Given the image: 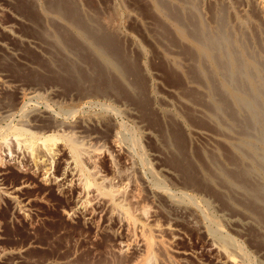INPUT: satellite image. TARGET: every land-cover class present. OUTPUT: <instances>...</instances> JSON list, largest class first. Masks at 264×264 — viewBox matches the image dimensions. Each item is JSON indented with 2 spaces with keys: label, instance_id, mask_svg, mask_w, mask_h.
I'll return each mask as SVG.
<instances>
[{
  "label": "rangeland",
  "instance_id": "rangeland-1",
  "mask_svg": "<svg viewBox=\"0 0 264 264\" xmlns=\"http://www.w3.org/2000/svg\"><path fill=\"white\" fill-rule=\"evenodd\" d=\"M32 1L36 0H0V79L7 85L5 88L0 87V264H91L92 262L103 264L109 261L115 264H128L125 255L127 253L116 252L118 243L126 242L125 229L120 226L117 217L114 215L110 219L113 223L108 222L104 214H100L101 205L98 200L89 196L87 200L91 203L86 201L87 205L86 202L84 204L88 212L83 206L82 210L76 209V198L83 197L85 192L76 187L77 181L70 175L73 164L70 163L72 159L69 156V148L64 144L65 136H72L74 141L81 144L83 152L87 149L90 153H98V156L94 155L91 160L96 172L98 171L97 176L101 175L99 178L103 179L108 178L105 179V184L115 183L114 186H117L125 181L124 183H127L129 187L127 191L139 192L141 196L139 200L142 202L138 201L137 207L142 204L149 205L147 208H149L148 222L150 224L160 226L169 224L168 227H174L175 238L171 240L172 243L169 242L166 245L167 263L162 261V264H208V240L197 228L202 221L213 226L215 218L217 222L220 221L223 233L233 236L232 238L239 241L246 250L247 256L249 255L246 259L249 261H246V264H264V240L261 238L264 235L263 229L241 209L225 207L222 199H213L209 192L184 182L182 174L169 163L172 152L163 145L164 141L159 132L162 128L158 126L157 120L162 125L170 121L176 124L179 122L177 126L181 129L186 142L185 146L188 145V151L192 152V155L194 153L196 155V152L205 147L206 140L197 134L195 136L194 128L200 127L197 123L188 122L185 119L178 121L179 116L183 118L181 113H187L186 108L191 109V107L187 103L185 106L186 98L180 88L181 83H176L170 78L171 72L162 55L163 50L168 47L155 35L154 14L150 10L148 0L145 2L144 0H75L79 1L78 5L83 10L101 15L104 26L111 23L106 27L113 28L111 30L117 34L124 47L126 46L128 53L133 55L141 73L143 72L145 81L143 94L150 100L149 110L146 106L143 108L145 111L141 108L144 112L137 107L136 99L131 101L119 96L81 92L68 83H63V80L59 82L53 77L45 62L48 56L33 43L37 36L29 27L30 19L32 20L36 13L31 6ZM164 1L174 4V0ZM197 2L201 15L206 17V22L212 21L213 10L221 5L230 8L228 11L231 25H235L233 19L235 14L242 17L245 14L248 17L250 15L249 18L256 21L251 26L261 30L257 31L258 38L256 37L257 42L254 46L260 52L264 49V21L258 17L253 0H197ZM29 7H32L30 11ZM259 23L262 25L258 26ZM132 43L139 46L143 53L140 54V50L133 47ZM182 43L177 41L172 48L176 50V56L188 65L189 61L180 49L188 45ZM19 88L33 93L35 91V93L22 97L18 93ZM20 126L32 132L36 139L46 134L59 135L53 146L56 154L53 152L54 156L46 154L43 157L46 162L45 170L33 166L28 159V150L22 144L16 143V134L13 130ZM118 129L121 130L118 131ZM133 133L139 146L133 142L135 139ZM115 139L117 145L114 142ZM36 150L35 153H38ZM87 150L84 152L86 157L83 155L84 158L81 160L83 163L80 164L84 165H81L84 168L91 169L90 159L88 162L90 153ZM44 171L46 181L39 179V176L45 173ZM156 175L162 183L161 186L153 182ZM127 178L128 182L125 180ZM54 180L56 184H61L62 189H58L51 183ZM23 182H27L28 185H24ZM154 185L160 190L156 191ZM11 186L19 187L17 193L4 195L3 190L10 189ZM183 192L186 197H183ZM167 194L175 197L174 199L178 200L180 205L172 204L169 200L168 202ZM179 195L181 198H177ZM188 197L192 200H209L212 206L209 205V212L212 216L208 220L200 218L202 216L199 213H202L204 204H200L202 209L197 208L194 204L192 205L191 200L188 202ZM184 200L195 210L192 207L189 209L191 212L188 209L182 212L181 209L185 206ZM198 200L195 202H199ZM90 210L96 216L91 222L84 221L83 211L89 213ZM172 210L178 211L174 212L176 215ZM161 236L163 239H169L166 232L164 235L162 232ZM119 261L121 262L118 263ZM160 261L159 259L157 263L159 264Z\"/></svg>",
  "mask_w": 264,
  "mask_h": 264
},
{
  "label": "bare ground",
  "instance_id": "bare-ground-1",
  "mask_svg": "<svg viewBox=\"0 0 264 264\" xmlns=\"http://www.w3.org/2000/svg\"><path fill=\"white\" fill-rule=\"evenodd\" d=\"M41 1L36 0L31 3L36 13L32 20L29 18V27H31L32 33L37 36L33 43L48 56L45 62L47 67L50 68L53 77L57 78L59 82L63 80V83H68L81 92L88 91L95 93V95L119 96L131 101L136 99L135 101L140 111L145 106L149 110L148 103L150 100L143 94L145 89L143 72L141 73L138 64L132 57L133 55H130V52L128 53L125 48L126 46L124 47L117 34L111 30L113 28L108 29L106 27L109 24L111 25V23L107 21L109 24L104 26L102 23L103 19L100 18L101 15L99 16L97 13L83 10L78 5L79 1ZM147 2L151 12L154 14L155 35L168 47L163 50L162 55L171 72L170 78L176 83H181L180 88L186 98L185 106L187 103L191 107V109L186 108L188 110L187 113H181L183 118L179 116L178 121L185 119L188 122L197 123L200 127L194 128L193 132L195 136L197 134V136L206 140L205 147L202 146L203 148H200L201 150L196 152V155L194 153V156L191 154L192 152L189 153L188 145L185 146V138L181 133V129L177 126L179 122L176 124L174 121H170L162 125L156 119L159 124L158 126L162 128L158 131L163 138V145L172 152L169 163L182 174L184 182L200 188V190L202 188V190L209 192L213 199H222L225 207L241 209L264 231V49L260 52L254 46L258 38L257 31L260 32L261 30H257L255 26H251L255 19L252 21V18H249L250 15L249 17L246 14L244 17L236 16L235 13L237 11H234L235 15L233 16L235 25H231L228 11L230 8L228 7V9L223 5L217 6L214 10L212 9L213 14L211 16L213 19L206 22V17L204 18V15H201L197 0H174V4L164 0H148ZM253 2L256 6L258 17L264 21V0H253ZM31 8L29 7V11ZM29 11L27 10V12ZM31 12L33 13V11ZM232 22L234 23L233 20ZM5 28L7 29L8 26L6 25ZM177 41L188 45L187 47L183 46V48H180L181 53L189 61L188 65L184 64L176 56L177 52L172 48ZM262 41L261 43H263ZM134 46L138 51L140 50V54L143 53L139 46L133 44ZM0 87H7L5 81L1 79ZM18 93L20 96L26 97L28 94L33 95L35 91L33 93L32 91L19 88ZM139 94H141L140 97L138 96ZM143 110L145 111V109ZM143 110L142 112H144ZM148 115L150 116V114ZM153 116L156 118L154 113ZM120 130L118 129V131ZM13 131L16 134V143L22 144L28 150V159L32 165L45 170L46 162L43 157L46 154H53V146L59 135L44 134L45 136L36 139L32 132L21 126L16 127ZM71 137L65 136L66 140H64L66 141L64 144L69 148V156L72 159L70 163L73 164L70 175L75 177L77 181V183L74 181L76 187L83 189L85 192L83 197L76 198V209L80 210L82 206L84 208V204L86 201L88 202L87 197L89 196V198L98 200L101 205V213H99L104 214L108 222L111 221L110 219L114 215L117 217L118 223L125 229L124 237H126V242L118 243L116 252L127 253L128 255H125L127 256L128 264H158L159 259L161 260L159 264H162V261L167 263L166 256L168 251H166V245L175 238L174 227H168L167 225L169 224H166V226L154 223L150 224L148 222L149 208H147L149 205L143 206L140 203L141 206L137 207L141 196L135 190L127 191L129 187H127V183H124L125 181H121L123 183L117 186H114L115 183H112L113 185L105 184L107 177L103 179L99 178L100 174L99 177L97 176L98 171L96 172L91 160L98 153H90L89 150L85 149L84 152L87 150L90 153L87 155L88 162L90 159L92 168L82 167L84 165L80 163H83L81 160L85 156L83 148L81 144L74 141ZM133 142L139 146L136 138ZM135 144L134 146H137ZM36 148H39V150H36ZM35 150L38 153H35ZM44 174L46 172L42 173L39 179L46 181L47 179ZM125 180L127 181L128 178ZM55 181H51V183L55 184L58 189H62L60 188L61 184H56ZM153 182L158 186L162 184L157 175ZM23 184L28 185L27 182H23ZM156 185H154V188ZM11 187L10 189L5 188L2 193L8 196L12 193L13 195L16 194L19 187ZM158 192L160 193V191ZM82 193L80 194L82 195ZM180 196L177 198H181ZM183 197H186L184 192ZM195 197L197 196L195 195ZM167 198V201L169 200L172 204L180 205L178 204L180 202L174 199L175 197L173 198L167 194ZM188 199V202L191 200L192 205L194 204L197 208L200 207V204H204V209L200 207L202 209V213H199L202 216H199L200 218L208 220L212 216H210L211 212H209V208L212 207L209 200L197 199L199 202L196 203L195 201L197 200H192L189 197ZM185 200L183 201L184 203ZM192 205L188 206L185 203V206L181 209L182 212L191 209ZM193 209L195 210L194 207ZM91 211L89 213H84L83 211L82 218L84 221L91 222L94 216H96ZM189 217L191 218V216ZM111 222L113 223V221ZM219 222L215 218V220L213 219L214 224L211 226L200 221L201 225L199 224L200 226L197 228L208 240V264H246V261H249L246 260L249 256H247L246 250L243 249L239 241L232 238L233 236L231 237V235L223 233ZM162 232L163 235L164 232L168 233L169 239H163L161 236ZM261 238L264 240V235ZM122 263H124L123 260ZM103 264L115 263L109 261L108 263L103 262Z\"/></svg>",
  "mask_w": 264,
  "mask_h": 264
}]
</instances>
